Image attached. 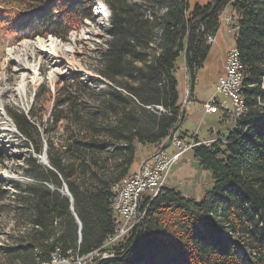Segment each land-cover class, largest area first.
<instances>
[{"label":"trees","instance_id":"1","mask_svg":"<svg viewBox=\"0 0 264 264\" xmlns=\"http://www.w3.org/2000/svg\"><path fill=\"white\" fill-rule=\"evenodd\" d=\"M96 1H63L58 15L47 12L48 31L66 37L93 15ZM153 1L102 0L110 10L109 38L100 78L92 81L97 89L86 91L76 79L43 129L32 112L9 110L26 147L40 155L46 144L51 168L27 153L30 179H0V216L11 226L2 231L1 264H49L54 253L75 260L97 249L113 255L87 264H264V0H212L191 11L185 0H161L165 13L150 18L143 4ZM226 7L235 11L247 110L227 136L192 148L210 171L211 187L199 202L162 187L141 202L140 223L105 245L115 229L112 187L130 172L139 146L166 145L175 133L183 103L177 60L186 49L194 85L209 49L205 36L219 28Z\"/></svg>","mask_w":264,"mask_h":264},{"label":"rangeland","instance_id":"2","mask_svg":"<svg viewBox=\"0 0 264 264\" xmlns=\"http://www.w3.org/2000/svg\"><path fill=\"white\" fill-rule=\"evenodd\" d=\"M63 1L71 0H0V89L5 90L0 93L1 179H30L24 171L26 162L23 157L27 153L37 157L38 161L44 165L39 158L42 154L38 155L32 152L29 147L23 144L25 140L21 139L16 131H12V128L14 130V121L9 115V110L26 116H30L32 112L34 123L43 129L47 126L46 120L55 104L64 97L67 90L75 89L73 86L76 87V79L85 82L83 88L86 91L99 87L92 81L100 78L97 70L101 64L105 40L109 38L107 29L110 10L102 0H95V5L99 2L108 12L96 13L93 7V15L80 21L76 27L69 29L66 37L62 38L48 31L46 14L49 12L52 16L58 15L62 9ZM185 2L188 10L191 11L196 4L205 6L212 0H185ZM143 5V9L147 16H151L150 18L166 11L161 0H154L152 3ZM22 6H27V15L21 16ZM41 6L44 8L39 10ZM4 9L6 11L3 12ZM19 17L23 18L19 19ZM37 37L44 41L52 38L55 41L54 50L35 49L32 55L26 56L30 65L29 69H22L24 65L9 58L7 51L12 48L17 54L19 44L23 40H33ZM233 46V32L228 31L227 26L222 23L215 34V40L209 46L201 67L195 73L194 90L199 91L200 97L208 98L213 93L221 71L222 59ZM21 72L26 74L23 89L16 90L19 88ZM175 76L179 85L186 88L188 76L185 72L184 54H181L177 60ZM201 108L199 101L188 102L185 108L188 116L175 131L177 136H184L186 141H191L197 135V138L203 141L216 136L225 137L229 131L235 128L234 120L226 118L220 112L206 115L200 119ZM57 127L58 131L62 129L61 124H58ZM44 145L45 143L43 150ZM151 150L153 149L148 146L138 147L132 168L127 176H130L138 168L141 160L151 154L155 148L152 152ZM166 152L168 155L172 154L174 147L168 145ZM165 186L178 187L183 191L187 187L186 196L199 202L206 190L211 187L210 171L199 166L193 155V150L189 149L172 164ZM8 221L9 218L6 215L0 216V243L4 239L2 231L11 228ZM241 253L243 252L241 251ZM62 262V264H68V262L78 264V258L75 260L62 258Z\"/></svg>","mask_w":264,"mask_h":264},{"label":"built area","instance_id":"3","mask_svg":"<svg viewBox=\"0 0 264 264\" xmlns=\"http://www.w3.org/2000/svg\"><path fill=\"white\" fill-rule=\"evenodd\" d=\"M233 1V0H230ZM235 11L226 7L220 17V25L224 23L228 31L233 32ZM220 27V26H219ZM215 40L210 33L205 36V43L211 45ZM222 73L218 76L213 93L201 103L204 114L222 113L226 118L236 120L242 117L245 110L238 107L234 98L236 77L238 69L233 66L232 54L230 49L226 52L223 59ZM197 136V135H195ZM214 139L199 140L192 139L186 141L173 133L166 141V145L174 147V152L170 155L166 152V145L160 144L147 157L143 158L138 168L130 175L129 180L119 182L117 189L113 190L110 208L114 217L115 229L105 245L114 244L117 240L127 235L141 221L144 210L141 209V202L154 197L162 187L165 186L170 168L174 162L187 150L194 146L204 143L210 144ZM112 250H94L78 258V264H87L95 257H110ZM59 253H55V259L51 264H62ZM66 264V263H65ZM70 264V262H68Z\"/></svg>","mask_w":264,"mask_h":264},{"label":"bare ground","instance_id":"4","mask_svg":"<svg viewBox=\"0 0 264 264\" xmlns=\"http://www.w3.org/2000/svg\"><path fill=\"white\" fill-rule=\"evenodd\" d=\"M94 10H95L96 13H102V11H105V12L107 11V9L105 7H103V6H101L99 3L94 6ZM54 47H55V41L52 38H49L48 40L44 41L42 38L37 37V38H35L33 40H29V39L28 40H23L19 44V48H18L19 52L17 54H15V49H12V48L8 49L7 54H8V57L11 58L12 60H16L19 63H21L22 65H24V67H22V69L27 70V69H29L28 67L30 66L28 64V62H27V59H26L27 58L26 56L28 54L32 55L33 51L35 49H38L40 51H46V50L49 49L50 51L51 50L53 51ZM230 52L232 54L233 66L238 69V75L236 77V85H235V91H234V98H235V100L237 102L238 107L240 109L246 111L247 108L243 104V101L241 99V93H240L241 89H242L243 77H244L242 63H241V60H240V57H239L238 50H237V48L235 46L230 48ZM25 75H26L25 72H21L20 73V78L21 79L18 82L19 88H17L16 90L23 89V82H24ZM2 92H5V90H1L0 89V93H2ZM238 118L239 117H237L236 120ZM13 127H14V130L12 128V131H16V133L19 135V137H21V135L18 133L14 123H13ZM2 179H4V178H2ZM129 179H130V176H126L120 182H123L125 180H129ZM118 185H119V183L114 185L112 187V189H117ZM142 216L143 215H141V218H142ZM103 258H108V257H103ZM54 259H55V253L52 255L51 260H54ZM49 264H51V261H50Z\"/></svg>","mask_w":264,"mask_h":264},{"label":"water","instance_id":"5","mask_svg":"<svg viewBox=\"0 0 264 264\" xmlns=\"http://www.w3.org/2000/svg\"><path fill=\"white\" fill-rule=\"evenodd\" d=\"M217 30H218V27H214V28L211 30L210 34L212 35V37L215 36ZM185 58H186V49H185V51H184V59H185ZM185 67H186V62H185ZM186 71H187V76H188V85H189V87H188V90H187V92H186V96H185V98H184V100H183V103H182V107H181V110H180L179 121H178V124H177L175 130H176V129L180 126V124H181V121H182V119H183L184 112H185V107H186V105H187V102H188L189 97H190V94H191V90H192V88H193L192 76H191L190 71L187 69V67H186ZM175 130H174V132H175ZM45 149H46V144L44 145V150H43V152H42V155H41L39 158H40V161H41L44 165H46L47 167L51 168L50 165H49V163H48V160H47V155H46ZM61 192H62L63 194L68 195V196L70 197V201L72 202V197H71V195H70V193H69V191H68V189H67L66 186L63 187V189L61 190ZM71 210H73V207H72V206H71ZM74 215H75V213H74ZM75 217H76V220H77V222H78V224H79V229H80V228H81V223H80V221L78 220V218H77L76 215H75ZM79 237H80V232H79Z\"/></svg>","mask_w":264,"mask_h":264},{"label":"crops","instance_id":"6","mask_svg":"<svg viewBox=\"0 0 264 264\" xmlns=\"http://www.w3.org/2000/svg\"><path fill=\"white\" fill-rule=\"evenodd\" d=\"M219 29V28H218ZM218 31V30H217ZM223 59H224V57H223ZM223 59H222V67H223ZM221 67V71L220 72H222V68ZM185 72L187 73V71H186V67H185ZM219 72V75L221 74ZM178 84H179V82H178ZM188 87H189V85H186V88H184L183 87V85H179V92H180V94H181V96H182V98H183V100H184V98H185V96H186V92H187V90H188ZM193 92H192V95L189 97V100H188V102H190V101H193V102H200V105H201V103L205 100V99H207V98H204V97H200L199 96V91H195L194 90V85H193ZM188 102H187V104H188ZM186 108V107H185ZM200 116H199V118L200 119H202L204 116H206V115H208V114H204L203 113V111H202V108H201V110H200V114H199ZM212 115V114H211ZM186 116H188L187 115V113H186ZM185 140H186V138H185ZM143 147V146H142ZM148 147H151L153 150H154V146L152 147V146H148ZM166 147H167V145H166ZM153 150H151V152L153 151ZM135 171V170H134ZM174 188H176L178 191H180L183 195H185L186 196V192H187V187L184 189V191L183 190H181V189H179L178 187H174Z\"/></svg>","mask_w":264,"mask_h":264}]
</instances>
